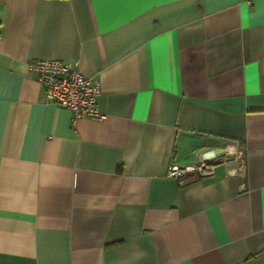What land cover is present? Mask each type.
I'll return each instance as SVG.
<instances>
[{
    "label": "crops",
    "instance_id": "crops-1",
    "mask_svg": "<svg viewBox=\"0 0 264 264\" xmlns=\"http://www.w3.org/2000/svg\"><path fill=\"white\" fill-rule=\"evenodd\" d=\"M35 60L79 62L101 118ZM236 144L244 172L168 177ZM0 264H264V0H0Z\"/></svg>",
    "mask_w": 264,
    "mask_h": 264
},
{
    "label": "built area",
    "instance_id": "built-area-1",
    "mask_svg": "<svg viewBox=\"0 0 264 264\" xmlns=\"http://www.w3.org/2000/svg\"><path fill=\"white\" fill-rule=\"evenodd\" d=\"M30 70L37 75L43 103L69 110L73 114L74 123L84 117L101 118L97 108L101 84L83 75L79 62L65 64L56 60H35L30 63ZM219 165H226L237 173L244 172L246 156L240 144L227 147L220 155L202 152L199 163L194 166L171 165L168 177L175 179L180 186H188L214 176Z\"/></svg>",
    "mask_w": 264,
    "mask_h": 264
}]
</instances>
